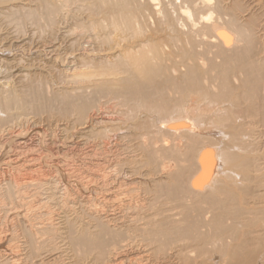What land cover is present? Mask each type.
I'll return each instance as SVG.
<instances>
[{"label":"bare ground","instance_id":"1","mask_svg":"<svg viewBox=\"0 0 264 264\" xmlns=\"http://www.w3.org/2000/svg\"><path fill=\"white\" fill-rule=\"evenodd\" d=\"M15 6L0 0V264H264V0ZM50 110L61 146L30 134Z\"/></svg>","mask_w":264,"mask_h":264},{"label":"rangeland","instance_id":"2","mask_svg":"<svg viewBox=\"0 0 264 264\" xmlns=\"http://www.w3.org/2000/svg\"><path fill=\"white\" fill-rule=\"evenodd\" d=\"M13 1H15V4H16L15 9H18L21 7H25L24 9H27L32 6L34 0H13ZM27 27H29V25ZM30 28H29V31H30ZM47 78L51 80L52 84L53 83L58 84L57 80L52 75H49ZM57 114L55 111L51 112L50 110V111L40 112L39 115H29L28 116V117H34V119H31V120L35 124L36 131L34 132V134L30 133L31 135H33L32 137L33 140L36 139L35 135L37 134V136H39L38 139L45 141L48 145L52 144L53 147H56L59 145L61 146L64 140L68 139L69 137L68 132L67 131L65 132L64 130L65 121L60 117L59 113ZM78 125L76 127H78ZM56 134H58V136H56ZM79 151H81V149H79ZM79 158H80V152L73 153L72 159L70 158L69 160L64 161L63 165L66 166V169H69V170H71L72 168H76L77 166H79ZM57 171L58 170H55L54 171L55 173H52L53 175L51 174L50 176L54 178L56 173H58ZM26 192H29V191H26ZM26 196H28V194H26ZM64 250L65 251L63 254L64 255L63 258L65 259L70 249L65 246ZM23 251L25 254L27 253L26 249H24Z\"/></svg>","mask_w":264,"mask_h":264}]
</instances>
